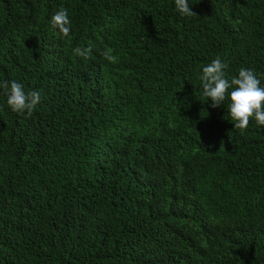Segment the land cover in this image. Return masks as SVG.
Instances as JSON below:
<instances>
[{
  "label": "trees",
  "instance_id": "1",
  "mask_svg": "<svg viewBox=\"0 0 264 264\" xmlns=\"http://www.w3.org/2000/svg\"><path fill=\"white\" fill-rule=\"evenodd\" d=\"M188 3L0 0V264H264V126L200 81L219 57L264 87V0Z\"/></svg>",
  "mask_w": 264,
  "mask_h": 264
},
{
  "label": "clouds",
  "instance_id": "2",
  "mask_svg": "<svg viewBox=\"0 0 264 264\" xmlns=\"http://www.w3.org/2000/svg\"><path fill=\"white\" fill-rule=\"evenodd\" d=\"M177 11L186 17L197 16L189 5L188 0H174ZM51 26L67 37L71 31V21L68 10L60 7L51 17ZM92 48L76 47L73 54L87 59ZM104 59L110 63H117V57L111 50L102 53ZM229 65L219 57L211 61L202 69L200 81L203 88V96L211 100V107L216 108L224 105L228 100V111L231 119L235 121L234 128L244 131L248 128L250 120L255 119L258 125L264 126V87L254 70L241 68L238 76L229 80L226 69ZM3 87L6 90L7 104L12 111L19 114L27 113L31 116L33 110L40 103L41 97L38 91H25L21 83L13 80L10 85L7 81ZM231 89V91H229Z\"/></svg>",
  "mask_w": 264,
  "mask_h": 264
}]
</instances>
